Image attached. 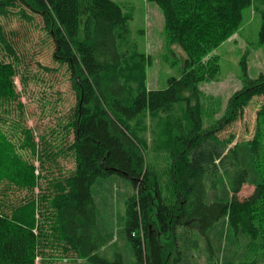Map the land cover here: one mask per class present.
I'll return each instance as SVG.
<instances>
[{"label":"trees","instance_id":"obj_1","mask_svg":"<svg viewBox=\"0 0 264 264\" xmlns=\"http://www.w3.org/2000/svg\"><path fill=\"white\" fill-rule=\"evenodd\" d=\"M147 1L163 15L168 44L185 55L180 77L169 78L164 89L146 88L148 57L131 40L132 13L117 2L0 0V17L43 19L54 60L67 67L76 98L66 126L72 142L55 149L43 136L39 146L34 131L21 123L18 55L0 23V49L14 62L0 58V264L44 263L41 197L48 198L47 214H54L55 230L49 217L47 227L74 264H182L201 240L210 264H264V74L250 78L240 61L242 86L216 120L221 106L204 102L200 91L219 72L213 52L239 31L243 11L252 5L261 16L258 41L264 44V0ZM255 97L263 102L252 137H220ZM140 116L162 127L163 139L154 146L165 157V195L156 164L146 162L136 129L129 128ZM9 134H20L18 147ZM65 151L72 153L74 168L62 174L58 159ZM49 169L47 192L33 198L39 172ZM114 185L124 204L115 230L106 215ZM244 185L253 191L239 199ZM15 189L28 198H14Z\"/></svg>","mask_w":264,"mask_h":264},{"label":"rangeland","instance_id":"obj_2","mask_svg":"<svg viewBox=\"0 0 264 264\" xmlns=\"http://www.w3.org/2000/svg\"><path fill=\"white\" fill-rule=\"evenodd\" d=\"M124 10L132 13L130 21L131 40L136 43L137 50L148 57L146 71V88L164 89L169 78H179L183 69L185 55L177 45H169L163 32V15L159 8L147 0H113ZM32 22H27L16 15L8 18L0 17V23L5 31L14 38L15 51L18 55L16 63L17 76L15 77L16 90L21 95V102L24 104L25 115L21 123L34 131L35 141L41 145L43 136L49 145L55 149L65 148L73 140V133L67 130L72 108L75 106L76 98L72 90L70 73L65 65L54 60L55 44L48 34L43 19L34 15ZM261 25V16L255 6L252 5L243 11V24L239 31L230 37L213 53L218 58L219 72L213 81L200 85V91L204 96V102L210 100L217 103V108L221 106V111L212 117L216 120L222 115L230 96L239 90L243 83V72L241 62H246V69L250 78H255L259 73L264 74V44L258 41V32ZM0 58L6 63H14L7 58L0 49ZM241 61V62H240ZM263 102V97H255L250 105L245 108L243 116L234 124L228 126L219 135L227 137L232 135L235 140L249 139L255 131L256 113ZM141 117V116H140ZM17 119V117H15ZM162 125V121H159ZM141 126V129H140ZM156 123H151L148 117L142 116L140 119L132 120L129 128L141 141L145 152L147 163L156 164L155 169L159 173L163 182L162 194L165 195V182L168 177L165 174L166 164L164 155L157 152L154 146L163 137L162 127ZM156 128V129H155ZM14 132V131H13ZM17 147L20 145V134L12 136ZM164 135V133H163ZM156 137V138H155ZM160 137V138H159ZM18 153L31 161L38 168L35 157L27 150L18 149ZM158 159V160H157ZM58 166L62 174H67L74 168L73 155L65 151L58 159ZM55 174L59 173L58 168L52 167ZM52 170L39 172V186L34 189L33 198L41 197L47 192L46 184ZM120 190L119 185H114L112 192L111 208L106 210L110 227L117 228L118 215L124 212V204L115 197L116 191ZM253 187L244 185L238 193L239 199H245L251 195ZM14 198H28L24 191L14 190ZM47 199V200H44ZM39 225L44 226V240L41 253L45 259L37 264H74L72 253H66L58 242L54 241L55 233L47 227L46 218L49 217V225H52L53 212L49 210L47 214L46 202L48 198H39ZM38 216V215H37ZM43 230V228H41ZM187 262L182 264H210L208 253L204 242L198 241L197 247L192 251ZM215 257V256H214ZM173 257H171V260ZM220 262V261H219ZM83 264L77 261V264Z\"/></svg>","mask_w":264,"mask_h":264}]
</instances>
